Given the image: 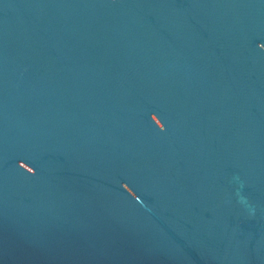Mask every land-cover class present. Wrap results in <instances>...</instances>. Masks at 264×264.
<instances>
[{
  "label": "water",
  "instance_id": "obj_1",
  "mask_svg": "<svg viewBox=\"0 0 264 264\" xmlns=\"http://www.w3.org/2000/svg\"><path fill=\"white\" fill-rule=\"evenodd\" d=\"M0 264H264V0H0Z\"/></svg>",
  "mask_w": 264,
  "mask_h": 264
}]
</instances>
